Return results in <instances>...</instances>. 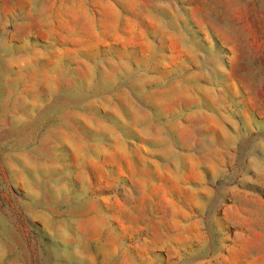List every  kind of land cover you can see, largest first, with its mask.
<instances>
[{
	"label": "rangeland",
	"instance_id": "obj_1",
	"mask_svg": "<svg viewBox=\"0 0 264 264\" xmlns=\"http://www.w3.org/2000/svg\"><path fill=\"white\" fill-rule=\"evenodd\" d=\"M0 264H264V0H0Z\"/></svg>",
	"mask_w": 264,
	"mask_h": 264
}]
</instances>
